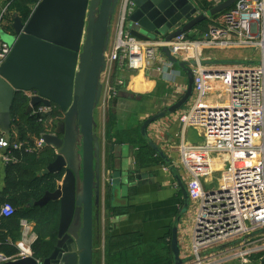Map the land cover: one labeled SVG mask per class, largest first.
Wrapping results in <instances>:
<instances>
[{"label":"water","instance_id":"water-1","mask_svg":"<svg viewBox=\"0 0 264 264\" xmlns=\"http://www.w3.org/2000/svg\"><path fill=\"white\" fill-rule=\"evenodd\" d=\"M117 2L40 0L26 22L12 16L10 27L13 35L7 34L8 41H5L11 46V51L0 66L1 134L10 132L12 104L20 92L36 93L29 99L26 114L32 113L39 105L54 106L63 113L64 119L55 125L53 132L41 135L42 147L50 148L55 159L38 174L61 173V178L54 191L45 192L38 201L28 204V207L42 208L58 203L59 220L53 249L42 260L28 257L5 264H91L95 157L93 112L101 96L100 74L105 67L109 24ZM235 2L224 0L203 14L192 0H133L134 10L127 16L125 26L128 24L130 35L139 41L161 37L170 41L188 34L206 21H212L217 14L223 15ZM161 53L186 75L187 86L174 104L142 122L140 134L178 183L183 205L172 227L171 251L175 264H192V257L180 258L178 243V225L188 210L189 194L180 170L147 137V129L154 122L180 112L188 104L193 95L192 67L196 62L179 61L166 48H162ZM202 63L233 66L253 62ZM114 169L112 186L127 189L131 178L139 180V171L133 168L131 161L128 164L120 162ZM263 233L264 229H260L245 238ZM235 243L205 255L221 252Z\"/></svg>","mask_w":264,"mask_h":264},{"label":"built area","instance_id":"built-area-1","mask_svg":"<svg viewBox=\"0 0 264 264\" xmlns=\"http://www.w3.org/2000/svg\"><path fill=\"white\" fill-rule=\"evenodd\" d=\"M223 1L210 0V3L214 7ZM119 5L116 39L108 57L109 63L137 70L145 59H157L162 48L179 61L196 62L192 69L191 102L178 116L182 130L177 148L179 163L181 169L189 173L185 185L196 209L187 256L192 257V264L223 261L251 264V256L264 253V233L245 238L264 229V0H236L231 9L213 21L214 26L202 39L194 40L189 34H182L170 41L161 37L146 42L134 38L125 29L127 16L134 10L133 0H120ZM8 6L0 8V32H6L5 27L12 23V16L8 18ZM213 49L253 50L259 61L216 69L202 63L205 61L203 50ZM10 51L11 46L0 38V66ZM157 71L161 72V69ZM109 80L110 77L105 75L104 92H101L104 105L118 95L117 89L121 85H109ZM23 94L28 100L36 95L35 92ZM53 108L39 105L32 114L42 116ZM187 129L199 131L202 140L199 146L185 143ZM36 146L42 147L41 138ZM23 148L22 143L10 146L9 139L0 134V164L5 167L16 163L12 150ZM24 150L30 152L31 149ZM202 155L207 160L214 157L219 172L216 158L222 156L226 159L218 183L214 182L213 175L207 177L213 183L212 189H205V184L195 174L201 169L199 160ZM191 175L194 182L190 181ZM13 214L14 208L9 203L0 206V217L8 218ZM19 234L16 241H6L15 253L6 255L0 252V264L34 258L32 245L37 236L32 222L21 220ZM234 242V246L221 252L205 255Z\"/></svg>","mask_w":264,"mask_h":264},{"label":"crops","instance_id":"crops-1","mask_svg":"<svg viewBox=\"0 0 264 264\" xmlns=\"http://www.w3.org/2000/svg\"><path fill=\"white\" fill-rule=\"evenodd\" d=\"M119 1L109 24V36L104 52L105 67L100 74V84L103 86V91L101 89L103 94L105 75H107L110 77L109 85L116 86L117 83H121L120 90L123 93L117 98L114 107H111V101L104 105L100 96L93 112L95 157L91 264H175L171 251V231L182 209V196L178 183L165 165L138 166L135 159L140 152L138 146L126 143L125 140L123 141L124 138L117 141L116 137L121 132L129 130L128 126L125 127L124 120L134 104L146 103L149 109L137 112L132 118L134 126L131 129L139 126L141 128L146 118L174 104L184 93L187 79L181 70L178 68L177 71L175 70L176 67L169 63L162 53L155 60L145 59L143 66L137 70L120 68L114 62H108L116 39L120 13ZM213 21L209 23L206 31L198 29V26L191 30L188 33L189 38L202 39L214 26ZM241 51L243 50H203V60L241 61ZM207 66L216 69L226 67L225 65ZM157 69H161V72ZM114 77L116 80L113 79ZM110 110H113L114 114L112 121L108 118ZM180 114L178 112L166 116L151 124L147 129V137L175 164L180 174L182 170L181 176L183 175L185 183L189 176L177 165L179 160L177 148L182 139V130L178 122ZM8 135L9 133L2 136ZM184 141L191 146H199L202 143L200 133L195 129L185 131ZM116 146L125 148L120 154L122 157L116 156ZM127 152L133 168L139 171V180L135 181L131 178L127 189L112 186L111 174L114 168L126 159ZM220 179L219 174L214 182L218 183ZM3 180L4 167L0 164V191ZM204 181V184H212L208 178ZM184 219L185 217H182L178 225L181 259L188 257L191 244V239H187L190 231L185 230ZM32 225L34 230L33 222ZM217 264L239 263L223 261Z\"/></svg>","mask_w":264,"mask_h":264},{"label":"trees","instance_id":"trees-1","mask_svg":"<svg viewBox=\"0 0 264 264\" xmlns=\"http://www.w3.org/2000/svg\"><path fill=\"white\" fill-rule=\"evenodd\" d=\"M39 1L0 0V8L8 4V18L15 15L22 22H26L32 9ZM192 1L202 12H207L212 8V4L207 0ZM221 15L217 14L212 20L218 19ZM209 23L211 21H206L197 28L206 31ZM117 91L118 95L111 100V107L116 105L117 98L123 93L120 87ZM28 103L29 100L23 93H17L11 109V129L7 138L10 141V146L22 143L24 148L20 151L12 150L17 162L4 167L0 206L9 203L14 208V214L8 218L0 217V252L6 255L15 253V250L6 244V241L8 239L16 241L20 236V221L27 220L35 224L34 232L37 240L32 245L33 256L36 260H42L50 255L56 241L59 205L58 203H50L40 208L37 206L28 207V204L32 201H38L45 192L54 191L57 181L61 178V173L38 175L54 161L55 154L48 147L37 148L36 145L42 134L54 131L56 122L63 121L64 115L57 107H54L50 114L43 117L38 114H26ZM108 118L110 121L114 119L113 110H110ZM122 139L132 146H138L140 152L135 156L138 166L164 165L162 159L141 137L140 126L118 134L116 140ZM25 148L31 149L30 152L24 150ZM181 201L183 205V200L181 199ZM250 259L251 264H264V253L253 255Z\"/></svg>","mask_w":264,"mask_h":264},{"label":"rangeland","instance_id":"rangeland-1","mask_svg":"<svg viewBox=\"0 0 264 264\" xmlns=\"http://www.w3.org/2000/svg\"><path fill=\"white\" fill-rule=\"evenodd\" d=\"M125 29L126 30L128 29V24H126ZM0 38L3 41H8L7 33L1 31L0 32ZM241 54H242V56H241V61L242 62L258 63V61H259V56H258L257 52H255L253 50H244V51H241ZM192 69H193V67H192ZM175 70L177 71L178 69L175 68ZM178 72H180V71H178ZM182 74H184V73H182ZM186 84H187V80H186ZM190 102H191V100L188 102V104L180 112H183L185 109H187ZM141 103L142 102L134 104V106L130 109L131 112L130 111L127 112V115H126V118H125L126 120H124V123H125V127L128 126L127 129H129V130L131 129L132 126H134L132 118L135 117L137 112L138 111H142V110L145 111L146 109H149V107H148V105L146 103H143V104H141ZM115 149H116V153H117L116 156L117 157H122L120 154H121V152L123 150H125V148L123 149L121 146H116ZM128 154H129V152L126 153V159H123L126 164L130 163V161L128 160ZM178 156H179V154H178ZM216 160L219 161V167H220V170L222 171L225 168L226 159L224 157H222V156H219V157L216 158ZM199 161H200L201 169L200 170H196L195 174H196V177L200 179L202 184L205 183L204 180L207 177H211L213 175V179H215V177L219 176V170H218L217 163H216L214 157L210 158V160H207L205 155H202V156H200V160ZM207 161H209V163ZM177 165L180 168H182L181 164L179 163V160H178V164ZM184 171H185V173H187L189 175V173L187 172L186 169ZM181 174H182V170H181ZM205 174H207V175H205ZM226 176H228V174H226ZM190 181L191 182L195 181L193 175H191ZM204 187H205V189H208L210 187H211L210 189H212L213 188V183L212 184H205ZM195 210L196 209H195L194 201L189 200L188 210H187L186 214H184L182 216L183 218L185 217V219H184L185 222H186L185 230H187V232L190 231V234L187 237L188 240H189L190 235H191V230H192V226H193V220H194L195 212H196ZM182 217H181V219H182Z\"/></svg>","mask_w":264,"mask_h":264},{"label":"flooded vegetation","instance_id":"flooded-vegetation-1","mask_svg":"<svg viewBox=\"0 0 264 264\" xmlns=\"http://www.w3.org/2000/svg\"><path fill=\"white\" fill-rule=\"evenodd\" d=\"M8 28H9V29H8ZM5 29H6L5 31H6L7 34H9V35H13V32H12L10 26L5 27ZM52 110H53V109H52ZM51 112H52V111H50V113H51ZM50 113H48V114H50ZM48 114H43L42 117H43V116H46V115H48ZM60 121H61V120H60ZM60 121H57L56 123H58V122H60Z\"/></svg>","mask_w":264,"mask_h":264},{"label":"bare ground","instance_id":"bare-ground-1","mask_svg":"<svg viewBox=\"0 0 264 264\" xmlns=\"http://www.w3.org/2000/svg\"><path fill=\"white\" fill-rule=\"evenodd\" d=\"M211 25H213V24H211Z\"/></svg>","mask_w":264,"mask_h":264}]
</instances>
